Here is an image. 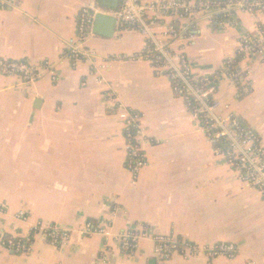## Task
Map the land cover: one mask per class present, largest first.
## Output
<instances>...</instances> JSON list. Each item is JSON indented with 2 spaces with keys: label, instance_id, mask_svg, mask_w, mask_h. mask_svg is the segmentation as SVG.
<instances>
[{
  "label": "crops",
  "instance_id": "obj_1",
  "mask_svg": "<svg viewBox=\"0 0 264 264\" xmlns=\"http://www.w3.org/2000/svg\"><path fill=\"white\" fill-rule=\"evenodd\" d=\"M91 3L100 0H0V59L49 60L56 76L48 69L25 83L0 72V264H156L155 236L236 249L234 257L175 253L164 264H264L263 195L217 154L170 79L139 57L143 34L94 19L86 46L95 61L69 57L81 8ZM166 21L186 28L176 46L195 74L213 76L238 56L239 78L224 73L216 97L264 148V56L238 54L264 14L238 10L223 28L205 14ZM130 111L146 140L136 175L127 166ZM88 222L109 225V236L85 233ZM38 224L70 237L55 245L39 232L25 253L4 242ZM141 229L149 236L124 252L117 236Z\"/></svg>",
  "mask_w": 264,
  "mask_h": 264
},
{
  "label": "built area",
  "instance_id": "obj_2",
  "mask_svg": "<svg viewBox=\"0 0 264 264\" xmlns=\"http://www.w3.org/2000/svg\"><path fill=\"white\" fill-rule=\"evenodd\" d=\"M238 10L264 14V0H119L117 8H108L100 3H91L81 8L77 27V37L70 40L69 57L73 60L87 58L95 61V53L86 46L88 36L94 34L93 22L98 13L111 15L117 28L122 31L133 28L140 31L146 39L147 47L139 56L151 62L157 72L165 74L171 81L175 93L183 96L190 111L199 119L208 138L216 145V152L222 156L233 173L247 185L256 188L264 197V148L258 135L245 128L241 120L230 111L228 103L216 97L218 84L223 76L234 79L237 57L228 59L225 68L213 76H200L193 71V65L177 42L187 40L186 28L176 22H167V18L195 17L201 14L223 28ZM239 56L255 54L264 56V26H259L256 35L245 34L241 38ZM53 67L49 60L33 64L28 60L0 59V72L16 75L25 83L38 81L45 70ZM53 79L55 72L51 70ZM225 73V74H224ZM127 138V166L137 174L146 164L144 151L145 136L140 122V114L130 111L125 125ZM25 219V214L17 216ZM109 225L88 222L84 226L87 234L99 233L109 236ZM40 233L47 236L49 242L63 245L69 239V230L55 225L34 226L26 235L4 238L6 245L18 253L29 252L34 237ZM146 229L124 230L117 236L121 249L133 254L142 239L148 237ZM156 264H164L175 253L185 256L203 253L210 258L217 256L234 257L233 244L219 243L213 246H199L190 241L177 240L172 236H155Z\"/></svg>",
  "mask_w": 264,
  "mask_h": 264
},
{
  "label": "water",
  "instance_id": "obj_3",
  "mask_svg": "<svg viewBox=\"0 0 264 264\" xmlns=\"http://www.w3.org/2000/svg\"><path fill=\"white\" fill-rule=\"evenodd\" d=\"M100 4L104 7L108 8H117L119 6V0H100ZM96 21H109V22H115V18L110 15H105L102 13H98L95 17ZM113 30V28H112ZM111 31V30H109ZM109 34V32H107ZM106 34V33H105Z\"/></svg>",
  "mask_w": 264,
  "mask_h": 264
}]
</instances>
